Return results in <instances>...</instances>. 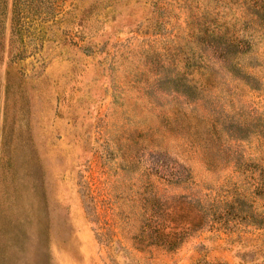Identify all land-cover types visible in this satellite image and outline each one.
<instances>
[{
    "label": "rangeland",
    "instance_id": "1",
    "mask_svg": "<svg viewBox=\"0 0 264 264\" xmlns=\"http://www.w3.org/2000/svg\"><path fill=\"white\" fill-rule=\"evenodd\" d=\"M255 0H0V264H264Z\"/></svg>",
    "mask_w": 264,
    "mask_h": 264
},
{
    "label": "trees",
    "instance_id": "2",
    "mask_svg": "<svg viewBox=\"0 0 264 264\" xmlns=\"http://www.w3.org/2000/svg\"><path fill=\"white\" fill-rule=\"evenodd\" d=\"M253 7L259 10L262 16V21L264 22V0H255Z\"/></svg>",
    "mask_w": 264,
    "mask_h": 264
}]
</instances>
